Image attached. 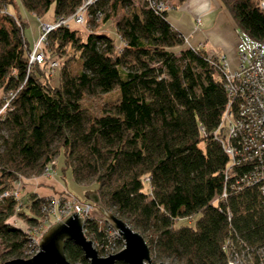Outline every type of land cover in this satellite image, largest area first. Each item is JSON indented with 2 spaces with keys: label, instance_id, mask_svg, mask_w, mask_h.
<instances>
[{
  "label": "trees",
  "instance_id": "16d2710c",
  "mask_svg": "<svg viewBox=\"0 0 264 264\" xmlns=\"http://www.w3.org/2000/svg\"><path fill=\"white\" fill-rule=\"evenodd\" d=\"M84 1L0 0V89L9 93V108L0 115V193L17 175H40L60 153L61 173L94 183L101 206L141 233L155 260L227 264L230 255L245 253L252 264H264L258 185L227 187L226 197H217L229 161L212 135L228 100L219 64L202 48L184 46L167 10L137 0H94L86 6L85 35L59 23L45 34L44 60L29 61L33 45L16 4L57 20ZM220 2L236 27L264 43L259 0ZM118 8L125 12L116 18ZM98 14L103 22L114 20L117 40L95 31ZM247 168L235 167L239 173ZM45 200L35 197L29 211L38 215ZM16 216L35 220L12 195L2 196L0 263L22 256L29 240L12 223ZM83 231L98 254L112 243L109 225L91 215ZM63 251L74 264L88 263L70 240Z\"/></svg>",
  "mask_w": 264,
  "mask_h": 264
},
{
  "label": "built area",
  "instance_id": "2783aa9c",
  "mask_svg": "<svg viewBox=\"0 0 264 264\" xmlns=\"http://www.w3.org/2000/svg\"><path fill=\"white\" fill-rule=\"evenodd\" d=\"M93 1L85 0L73 15L55 20L56 24L41 22L39 41L30 51L29 61L42 62L44 53L43 45L40 42L44 44L45 34L59 23H68V19H72L76 23L84 22L86 6ZM137 1L158 11L168 10L170 7L167 0ZM258 4L260 8L264 9V0H259ZM234 31L236 35V67L233 70L227 69L224 56L208 54V56L214 57L219 64V70L223 75V86L228 96L221 120L212 131L213 137L219 141L223 151L229 157L223 171L225 183L217 197L225 198L227 187L233 189L257 184L264 199V43L249 36L236 26ZM57 65V60L53 58L49 60L48 67L51 73L56 71ZM5 102L0 105V115L9 108L8 99ZM244 164L248 165V168L240 173L237 172L235 167ZM19 184L20 182H14L16 188L10 192L4 190L2 194L4 196L12 195L17 199ZM71 202L72 211H76L85 221L93 208L92 202L79 201L74 197ZM111 230L116 235L112 228Z\"/></svg>",
  "mask_w": 264,
  "mask_h": 264
},
{
  "label": "rangeland",
  "instance_id": "374dc122",
  "mask_svg": "<svg viewBox=\"0 0 264 264\" xmlns=\"http://www.w3.org/2000/svg\"><path fill=\"white\" fill-rule=\"evenodd\" d=\"M167 2L169 3V0H167ZM169 5H170V3H169ZM16 10H17L16 12L20 15L21 19L24 22H26L25 27H24V35L27 38L29 44H32L33 46L35 44H37L39 41V35H40L39 30H40V23L41 22H51V24H56V21L53 19V16L51 15V12H49V11L47 13H45L44 15H42L41 17H37L32 12L23 8L20 4H16ZM124 12H125L124 8H118L116 10V12L114 13L115 14L114 16L116 18L120 17L121 15H123ZM95 20L97 23L96 26L94 27L95 31L101 27L106 28V29H112L109 35L112 38H114L115 40H117V36H116L115 31L113 29L114 20L112 18H110L111 21L108 19L109 21L103 22L101 20V15L98 14V15H96ZM68 23L71 24V23H76V22H74V20H72V19H68ZM76 24H78V25H73V26L81 29L78 31L79 34L82 35L84 32H86L87 26H86L85 22L76 23ZM40 44L44 46L45 43L43 44V42H40ZM57 74H58V70L56 69V71L53 73L52 80H51V83L53 85L57 84V80H58ZM7 95H4V96L1 95L3 98L2 103H6L5 102L6 99H9V95H8V97H7ZM0 99H1V97H0ZM8 103H9V100H8ZM61 163H62V155L59 153L51 161V163L46 166V168L42 172L45 175L51 174L50 176L54 177V179H57L55 181L58 182L59 187L57 188L56 193L54 195L50 194L49 196H47V195L45 196V195H38L35 193L34 196H30V193H32V192L29 190V188L27 186L28 185L27 180H33L37 176H35V177L34 176L24 177V176H18L17 175V178L12 183V188L7 190L8 192H10L14 188H16V185L14 186V182L15 183L21 182V181L25 182V184H24L25 187H21L22 183L19 184V188L17 187L19 189V191H18L19 195L17 198V207H21V209H23L24 212L28 216L35 217V220L33 222H31V224H27L23 217H17L16 216V218H18V219L13 218V220H11L13 224L21 227L22 230L26 231L28 233V237H29V240L26 244L23 255L18 256V257L27 258V257H30L32 254H34L37 251L38 239L40 238L42 233L46 230V228L51 223L55 222L58 219L63 218L65 215L72 212V208H73L72 202H71L72 197L77 198L79 201H81V200H84L85 198H87V195L89 193L95 192L94 191V188H95L94 183L81 184V183L75 182L74 180H72L69 170H66L65 173L62 174L60 171ZM38 176H40V175H38ZM2 192L0 193V198L2 196H4L2 194ZM37 196H45L46 200L41 205L40 210H39V214L34 215L31 211H29L27 205L30 201H32ZM103 208L100 206L98 207V206L94 205L92 210L90 211V215L92 217H95L96 219L102 220L98 216L103 215ZM110 211H112V210H110ZM90 215L88 217H90ZM102 221H104V220H102ZM110 237H111L110 240L112 243L110 244V246H108L102 250V252L100 254L102 256L107 255V253L109 254V253L116 252L123 247V243L121 244L117 239H115L113 237V231L110 232ZM93 246H94V243H93ZM0 248H1V246H0ZM10 258H14V257H10ZM10 258H7L6 260H8ZM150 259H151V264H157L158 262H166L168 264H179L175 259L165 258V259H161V260H155L152 256H150ZM251 261H252L251 255L241 253V254L230 255L227 263L252 264Z\"/></svg>",
  "mask_w": 264,
  "mask_h": 264
},
{
  "label": "water",
  "instance_id": "95a60500",
  "mask_svg": "<svg viewBox=\"0 0 264 264\" xmlns=\"http://www.w3.org/2000/svg\"><path fill=\"white\" fill-rule=\"evenodd\" d=\"M87 199L93 205L102 207L96 192L89 193ZM98 217L121 238L123 247L118 251L107 253L105 256L98 254L91 239L83 232L84 219L76 211H72L46 228L38 239L37 251L30 257H14L1 264H74L65 257L63 247L66 240L80 247L88 261L87 264H115L116 261L126 264H151L149 248L141 233L109 209L103 208V215ZM157 264L168 263L158 262Z\"/></svg>",
  "mask_w": 264,
  "mask_h": 264
},
{
  "label": "crops",
  "instance_id": "0c3cea01",
  "mask_svg": "<svg viewBox=\"0 0 264 264\" xmlns=\"http://www.w3.org/2000/svg\"><path fill=\"white\" fill-rule=\"evenodd\" d=\"M169 3L166 19L182 33L184 46H198L209 55H222L227 69L233 70L236 67L235 23L220 0H169ZM68 24L71 28L81 30L73 26L78 25L76 23ZM113 29L115 31L114 24ZM111 30L101 27L96 31L110 36ZM84 33L82 35H85ZM1 94L0 89V97ZM50 175L42 173L37 175L38 178L27 180L29 190L38 195H54L59 186L55 181L57 179ZM20 183L21 187H25V182Z\"/></svg>",
  "mask_w": 264,
  "mask_h": 264
}]
</instances>
